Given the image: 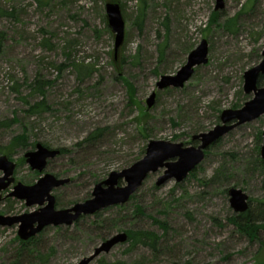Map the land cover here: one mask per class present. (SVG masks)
I'll list each match as a JSON object with an SVG mask.
<instances>
[{
  "label": "rangeland",
  "instance_id": "rangeland-1",
  "mask_svg": "<svg viewBox=\"0 0 264 264\" xmlns=\"http://www.w3.org/2000/svg\"><path fill=\"white\" fill-rule=\"evenodd\" d=\"M247 1L225 0L216 12L214 0H110L120 6L125 23L124 41L114 56L104 0H0V10L13 13L0 18V156L15 163V182L32 186L44 174L70 179L52 191L55 209L63 210L90 199L93 187L110 173L141 160L150 141L196 147L193 136L212 130L223 111L241 109L253 97L243 91V75L261 61L264 0L241 12ZM142 3L145 18L139 28ZM213 12L219 24L208 29ZM235 16L234 28L223 27ZM203 40L207 65L195 68L183 88L157 90L160 78L174 76ZM120 58L125 63L114 65ZM72 64L94 72L81 81L84 72ZM36 78L47 84L49 108L29 115V106L42 99L34 92ZM263 127L261 117L230 131L206 150L183 182L156 186L159 170L126 204L68 227L49 226L24 247L17 226L0 227V264H78L106 239L126 231H152L161 241L154 251L118 245L90 264H256L264 256V233L252 241L229 222L236 213L227 191H243L253 209L264 199L257 163ZM97 130L100 138L86 142ZM21 135L33 145L13 147ZM36 144L66 152L48 161L42 173L33 172L24 155ZM11 188L1 193L0 216L39 208L9 198ZM153 220L166 224V232Z\"/></svg>",
  "mask_w": 264,
  "mask_h": 264
},
{
  "label": "water",
  "instance_id": "water-1",
  "mask_svg": "<svg viewBox=\"0 0 264 264\" xmlns=\"http://www.w3.org/2000/svg\"><path fill=\"white\" fill-rule=\"evenodd\" d=\"M214 10L221 11L225 7V0H214ZM107 25L114 34V56L124 41L125 23L121 8L116 3H107L105 6ZM261 52V61L243 75V91L253 95L241 109L225 110L220 115V124L212 130L192 137L193 142H198L196 147H185L182 144L167 141H150L146 147L145 156L121 172H112L106 180L97 183L92 190L90 199L76 203L68 209L56 210L55 198L52 191L70 183V179H58L50 174H44L34 185L25 186L15 183V163L6 156H0V200L1 193L12 187L9 198L23 201L25 206L39 207L36 211L20 216H0V227L17 226V237L22 242H27L40 234L49 226H71L81 217L93 216L97 212L109 207L126 204L129 199L142 186L150 174L163 170L157 179L156 186L174 180L183 182L204 160L206 150L233 129L251 123L264 117V85H257L258 78L264 76V44ZM208 43L206 40L189 53L187 61L174 76H163L157 82V90L168 88H183L194 74V69L208 63ZM155 92L146 100L147 108H151L155 100ZM60 154L59 150H51L41 144L35 145V151L24 155L26 164L33 172L42 173L48 161L55 159ZM260 159L264 161V127L262 130V145ZM124 182V185H118ZM229 206L236 214H241L248 209V196L241 190L231 188L227 191ZM127 242L126 233H117L102 242L93 253L82 259L78 264H90L102 254Z\"/></svg>",
  "mask_w": 264,
  "mask_h": 264
},
{
  "label": "trees",
  "instance_id": "trees-1",
  "mask_svg": "<svg viewBox=\"0 0 264 264\" xmlns=\"http://www.w3.org/2000/svg\"><path fill=\"white\" fill-rule=\"evenodd\" d=\"M104 1L106 3L110 2V0H104ZM253 2H254V0H248L244 4L243 10H241V12L248 10V6H250V8H251L253 5ZM38 3H40V2H38ZM144 5L145 4H143L141 6V8L139 9V12H138V15L136 18V25H138L139 28H141L142 23H143L144 18H145V7H144ZM217 16L218 15L215 12H213L212 17L209 19V22L207 24L208 29H210V27H212V26L218 27L219 17H217ZM4 17H11L12 18L13 13L0 10V18H4ZM236 20H237V16H235L234 18H232L230 20H227L224 23L223 27H230L231 26L234 28V25L236 24ZM161 54H162V52H161ZM119 61L120 62H116V60L114 59V61H113L114 65L121 67L125 63L124 59H122V58H120ZM72 66L78 72L79 71L84 72V75H82V78H80L81 81L83 80V78L85 76L89 77L92 74V72H94L93 68H90V67H83L79 64H72ZM34 84H35L34 85V92L35 93L37 92L42 97V99L39 102L29 106V110L27 112V114H29V115L40 114L49 108L45 104L44 91H43L44 86L47 84L43 81L38 80V78H36V81ZM257 85L259 87L264 85V76H260L258 78ZM128 88H129V96L132 97L134 95L133 94L134 89L132 88L131 85H128ZM101 133H102V130H97L96 132L90 134L88 136V138L86 139V142H90L92 140L99 139ZM27 140H28V138L25 135H21L17 138H14L12 145H13V147H15V146L19 147L20 146V148L26 149L27 147L33 145V144H28ZM59 151L61 154L66 152L64 149H59ZM0 154H1V150H0ZM257 163L259 166L260 174L262 176L261 189H262V192L264 193V161H262L261 159L258 158ZM133 198H134V196H132L129 199V201L133 200ZM248 204H249V206H248V209L246 212L241 213V214L232 215L229 218V222L232 225H234L240 232H243L245 235H247L250 240L256 241V240H258L259 233L260 232L264 233V199L257 202V206L255 209H253V206H251L252 200H249ZM135 211L137 213L141 214L142 208L135 206ZM153 221L158 225V227L161 230L166 232V224L159 222L157 220H153ZM102 223H104V221ZM125 233L127 235V242L126 243H130V248H134L137 245H142V246L148 247L154 251L156 249L157 244L161 241V237L152 231H126ZM106 237L107 236H104L103 240ZM34 239L35 238H31L27 242L21 241L20 244H21V246L24 247L27 244L34 242L35 241ZM97 264H122V263H118V262L117 263H107L104 261H100ZM256 264H264V256L262 254L259 257H257Z\"/></svg>",
  "mask_w": 264,
  "mask_h": 264
},
{
  "label": "flooded vegetation",
  "instance_id": "flooded-vegetation-1",
  "mask_svg": "<svg viewBox=\"0 0 264 264\" xmlns=\"http://www.w3.org/2000/svg\"><path fill=\"white\" fill-rule=\"evenodd\" d=\"M15 183H16V182H15ZM15 183H14L13 185H11V187H13V186L15 185ZM11 190H12V188H11ZM81 218H82V217H81ZM81 218H80V219H81Z\"/></svg>",
  "mask_w": 264,
  "mask_h": 264
}]
</instances>
